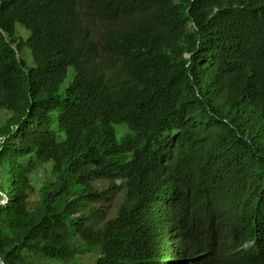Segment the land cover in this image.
<instances>
[{"label":"trees","instance_id":"trees-1","mask_svg":"<svg viewBox=\"0 0 264 264\" xmlns=\"http://www.w3.org/2000/svg\"><path fill=\"white\" fill-rule=\"evenodd\" d=\"M0 111L3 264H264V0H0Z\"/></svg>","mask_w":264,"mask_h":264},{"label":"rangeland","instance_id":"rangeland-1","mask_svg":"<svg viewBox=\"0 0 264 264\" xmlns=\"http://www.w3.org/2000/svg\"><path fill=\"white\" fill-rule=\"evenodd\" d=\"M21 34L22 36L26 37L27 34L23 31V29H21ZM25 58V62L28 66H31V61L27 60L28 59V55L27 53L24 54ZM6 117V114L4 113V111H0V119L3 120ZM117 128V132L118 133H123L126 129L124 126H118ZM4 201V200H3ZM97 256V252L96 251H92V252H87L85 254L79 255L77 257V259H90V260H94L95 257Z\"/></svg>","mask_w":264,"mask_h":264},{"label":"water","instance_id":"water-1","mask_svg":"<svg viewBox=\"0 0 264 264\" xmlns=\"http://www.w3.org/2000/svg\"><path fill=\"white\" fill-rule=\"evenodd\" d=\"M0 193H1V192H0ZM4 200H5V199H4ZM2 203H3V200H2ZM2 262H3V261H2V260H0V264H3Z\"/></svg>","mask_w":264,"mask_h":264}]
</instances>
